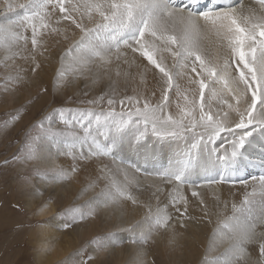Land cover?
Listing matches in <instances>:
<instances>
[{
	"label": "snow or ice",
	"instance_id": "1",
	"mask_svg": "<svg viewBox=\"0 0 264 264\" xmlns=\"http://www.w3.org/2000/svg\"><path fill=\"white\" fill-rule=\"evenodd\" d=\"M259 3L261 9L257 11L245 8L241 0H208L203 7L200 6L201 0H25L15 4L5 0L6 12H13L14 9L22 11L16 12L17 20L0 24V50H3L0 64L4 67L8 66V61L25 58L21 50L29 42L25 34L28 28L31 29V58L35 62L36 50L45 44L41 39L43 36L68 40L67 33L74 27L81 35L61 57L57 85L67 75L63 61L73 52L78 55L73 57L72 70L81 75L90 70V65L94 63L97 66H110L115 60L131 67L135 56L130 61L128 53L122 48L131 49L133 54L139 53L148 64L162 73L163 81L160 86L161 98L155 105L145 100L141 106L139 97L130 96L117 101L113 92L107 98V110L54 109L34 126L39 132L36 136L29 134L26 137L21 153L26 150V159H40L44 150L42 142L49 141L57 147L63 143L71 150L75 149L77 143L81 148L88 144L89 155H106L113 159L127 146L138 159L141 156L147 159L157 145L165 141H183L184 147L175 153V159L157 173L163 180L175 182L173 204L177 201L187 203L179 189L183 185L195 187L193 176L198 169L209 176L218 168L221 170L219 181L209 178L208 183L230 179L243 165L258 164L264 169V0H259ZM85 20L93 26L88 27ZM64 21L69 23L62 26ZM201 40H207L215 47L217 55L214 60L205 55ZM165 53L174 58L173 67L195 74L188 75V88L182 90L178 83H174L173 73L164 63ZM40 55H43V51ZM120 74L117 68L116 75ZM217 85L221 87L217 88ZM205 89H208L207 97ZM173 90L184 101L183 106L177 101L176 114L165 111L170 107L169 93ZM104 99L102 95L87 103L94 105ZM233 100L234 104L231 102ZM213 101L218 105L216 111L212 108ZM126 102L129 106L127 111L123 107ZM117 103L121 105L119 112L115 107ZM223 105L227 106V110ZM232 112L237 119L231 118ZM18 118L19 113L12 119ZM56 119L68 128L79 125L83 137L74 136L69 141L68 133L52 127ZM258 130L261 143L259 156L256 157L253 153L257 139L253 133ZM222 133L228 134L222 138L226 143L217 146L216 140L221 138ZM68 154L75 159L74 151ZM80 154L83 156V152ZM131 166L139 171V164ZM37 175L46 176L47 173L37 171ZM67 176L68 173L60 169L51 178L65 179ZM253 179H258L264 187V174ZM125 180L128 181L126 174ZM109 183L101 203L106 205L109 201L122 198L136 202L127 188L115 178L110 179ZM198 195L197 191H192L193 197ZM98 206H89L87 212L74 209L70 213L72 221L93 215ZM166 208L158 207L156 213L150 216L148 232L140 231L136 236L141 226L129 228L134 234V243H147L152 229L168 226L170 216ZM232 208L233 215L219 221L209 251L217 246V236L221 237L220 243L224 240L233 243L220 256L212 260L206 257L205 264H235L246 254L244 245L253 242H258L260 259L264 261V239L257 240L258 236L264 237V232H257L258 227L264 226V195L258 202L246 195L239 206L233 204ZM63 226L67 228L70 225L64 223ZM91 243L95 245V251H102L114 245L116 239L113 233H109ZM92 259V256H88L89 261ZM82 264L85 262L82 261Z\"/></svg>",
	"mask_w": 264,
	"mask_h": 264
},
{
	"label": "bare ground",
	"instance_id": "2",
	"mask_svg": "<svg viewBox=\"0 0 264 264\" xmlns=\"http://www.w3.org/2000/svg\"><path fill=\"white\" fill-rule=\"evenodd\" d=\"M10 2L14 4L23 3L25 0H10ZM227 2H232V0ZM241 2L245 8H253L257 11L261 9L259 3L251 0H241ZM207 3L208 0H201L200 6L203 7ZM5 7V0H0V24H8L10 20H17L16 12L22 11L14 9L13 12H6ZM97 19L99 18L97 17ZM68 23V21L62 22V26ZM85 23L88 24V27L93 26L87 20ZM25 34L29 37L27 46L21 50V54L25 58H17L14 62L8 61L7 67L0 64V81H5L4 84L10 81L17 86V89L23 86L22 90L27 87L28 82L26 80L33 81L34 84L29 86L30 92L33 93L36 90L34 94H38V83L42 82L41 80L50 82L56 78L57 71L61 68V57L64 56L73 42L79 39L81 33L73 27L67 33L68 40L57 36H43L41 39L45 41V44L36 50L35 62L31 58V29L28 28ZM201 46L205 49V55L209 59L214 60L216 58V49L207 40H201ZM41 51H43V55H40ZM122 51L128 53L130 61L135 56V62L131 67L122 61L116 62L115 60L110 66H97L94 63L90 65V70L83 75L72 70L73 57L78 55L73 52L63 61L67 75L62 81L63 83L60 86L57 85V89L60 92L61 90L63 92L65 90L75 92L76 97L79 96L80 87L89 89L92 92L89 94L91 97L97 94L96 90L98 89L104 88L106 91L113 89L119 93H126V96L128 94L131 97H139L141 106L145 100L155 105L161 98L162 73L148 64L147 60L141 57L139 53L133 54L128 48H122ZM0 60H3V50H0ZM164 63L168 70L173 73L174 83H178L182 90L188 88V75L195 76V74L186 69L173 67L174 58L167 53L164 55ZM146 66L147 71H145ZM117 68L121 73L119 76L116 75ZM178 72L180 74L176 75ZM141 73H143V79ZM216 87L220 88L221 86L217 85ZM26 92V96H29V92ZM205 95L208 96V89H205ZM169 97L170 107L165 111L176 114L177 101L182 106L184 101L176 96L174 90L169 93ZM197 100L199 103L198 96ZM231 102L235 103L234 100ZM217 107V102L213 101V111H216ZM223 107L224 110H227L226 105ZM230 116L232 119H237L234 112ZM83 135L81 129L76 137H83ZM227 135V133H222L221 138L216 140V145L219 146L222 142L226 143L222 138ZM253 136L257 139V147L253 155L258 157L261 143L259 130L254 132ZM183 147V141H165L157 145L156 150L151 152L147 159L143 156L138 159L137 155L125 146L119 156L113 159L112 156L89 155L88 144L81 148V145L77 143L74 150L70 149V151H74V159L72 154L66 152L68 148L63 143L58 147L57 158L50 151V146L43 143L45 152L39 159L40 163L50 166L57 164V171L63 169L68 173L65 180L59 181L57 179V201L61 204L58 205L66 207L71 203L75 205V208L77 205L85 212L89 206L99 205L93 215H86L84 219H78L74 222L73 238L69 239L70 242L74 243L71 247L74 245L80 247V244L85 242L89 246L86 249L89 248L91 253L96 256L95 264H98V260L103 264L108 262H112V264H205L206 257L208 260H212L220 256L233 241L224 240L220 243L221 237L217 236L215 237L218 242L217 246L209 251L213 241V233L217 229L219 221L233 215L232 205L239 206L242 197L245 199V196L249 195L257 202L261 200L262 195H264V187L260 185L258 179H253V177L258 178L260 173L264 174V169H261L258 164L243 165L230 179L214 183H208V180L213 178L219 181L221 171L219 168L210 176L198 169L197 174L193 176V180H195L194 178L198 179L194 183L195 187L183 185L179 189L187 203L177 201L176 204H173L172 196L176 195L175 182L165 181L157 173L167 167L169 161L175 159V153ZM81 152H83V156H81ZM133 164H139V171L131 166ZM125 174L128 181L125 180ZM41 178L40 176L35 177L36 183L41 186L46 185L45 179ZM112 178L127 188L136 200L135 203L124 198L115 202L109 201L106 205L101 203L109 189V182ZM243 181H247V183L245 184ZM193 190L197 191L199 195L193 197ZM89 202L92 204L90 205ZM165 206H167L166 211L170 216L168 226L152 229V235L146 243L147 246L146 244L134 243L132 239L134 234L129 231V228L135 225L141 226L135 233L136 236L139 235L140 231L148 232L151 223L150 216L156 213L158 207L164 209ZM149 208H151V213ZM50 209L51 204L47 202L39 208L38 215L42 217ZM42 230L46 231L43 239H46V236L53 237L55 235V229H51V233L48 229L42 228ZM257 232H264V226L258 227ZM109 233L115 235L116 243L102 251H95V246L91 243L93 238L102 237ZM262 239L264 237H257L258 241ZM244 248L246 254L241 259H237L235 264H264V261L260 259L258 242L248 243L244 245Z\"/></svg>",
	"mask_w": 264,
	"mask_h": 264
},
{
	"label": "rangeland",
	"instance_id": "3",
	"mask_svg": "<svg viewBox=\"0 0 264 264\" xmlns=\"http://www.w3.org/2000/svg\"><path fill=\"white\" fill-rule=\"evenodd\" d=\"M2 81H0V264H82V261L85 264H95L96 256L89 248L86 249L89 246L85 242H82L80 247L75 245L71 247L74 243L69 239L73 238L75 224L70 213L80 208L77 205L75 208L71 203L66 207L60 206V202L57 201V179L51 178L57 172V164L43 165L39 159H26V150L21 153V149L29 134L31 136L38 134L39 130L34 126L54 109H93L99 112L107 110V98L113 92L115 98H118L117 101L123 99L126 93H119L113 89H108L107 92L101 88L96 90L97 94L94 97H91L89 94L92 92L89 89L80 87L82 90L78 91L79 96L76 97V93L70 90L60 92L54 78L50 82L41 80L42 82L37 86L39 93L34 94L36 90L30 92L33 81L26 80L28 84L24 90H22L23 86L17 89L14 83L8 81L4 84L5 81ZM62 83L61 81L58 86ZM41 84L43 87L39 86ZM26 91L29 92V96H26ZM102 95L105 96L104 101L94 105L87 103L88 100L97 99ZM115 107L117 112L121 110L119 103ZM123 107L125 111L128 110L127 102ZM17 113L19 118L13 120ZM52 127L68 133V140L77 136L81 130L79 125L68 128L58 119L53 120ZM42 143L49 145L53 156L57 158L58 147L49 141ZM66 152L69 153L70 149L68 148ZM18 156L20 158L16 159ZM37 171L47 175H37ZM39 176L45 179L46 185L41 186L36 183L35 177ZM194 179L193 182L196 183L198 179ZM63 180L65 179H59V181ZM47 202L51 204V209L40 217L38 210ZM64 223L70 226L65 228ZM42 228L48 229L50 233L51 229H55V235L43 239L46 231ZM88 256H92L93 259L89 261ZM97 263L103 264L100 260Z\"/></svg>",
	"mask_w": 264,
	"mask_h": 264
}]
</instances>
